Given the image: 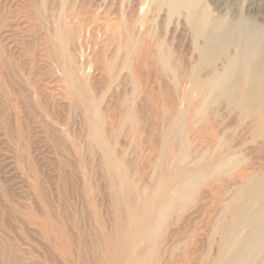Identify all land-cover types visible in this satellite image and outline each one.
Listing matches in <instances>:
<instances>
[{
  "label": "rangeland",
  "instance_id": "374dc122",
  "mask_svg": "<svg viewBox=\"0 0 264 264\" xmlns=\"http://www.w3.org/2000/svg\"><path fill=\"white\" fill-rule=\"evenodd\" d=\"M199 1L202 3V5L205 8L207 7L206 9L207 11L209 10L208 12L211 14V16L214 14L213 18L224 17L223 19L226 22H227L226 19H228L227 24L230 28L235 27L236 23L239 20L245 21V25L243 26V29L253 30L254 28V30L260 34V37L262 39L261 45L263 46L262 50L264 52V42H263L264 41V0H257L255 1V3L253 0H235V1L221 0V2L219 0L216 1L199 0ZM117 2H119V4H117ZM147 4H148L147 0H139V4L137 6L139 7L137 8L138 11H141L143 13L144 12L143 10H146L148 6ZM127 5H128V0L126 1L125 0H112V1L110 0H81V1L80 0H0V66H1L0 67V208L1 209L3 208V210L6 212V214L4 213V211L2 214L0 213V220H1L0 223L2 222L0 224L1 227L0 228V238H1L0 260L3 262L1 263L0 261V264H51V262L53 261L50 260L52 259L55 260L56 258L54 257L55 255H53L50 249H48L46 242L42 240L39 231H37L36 228L34 229V227L32 228V225L27 224L28 221L26 220V218L22 217L21 219L18 216L19 213H17L18 215L16 214V212L18 211L28 212V210L33 208V207L29 208V205H32V203L30 202L29 189H27V186H29L28 183L29 181L32 180V177L28 174L26 167H31L30 169L31 171H36L35 174L40 179L39 180L40 186L43 187L50 186L51 188L56 187L59 190L60 186L62 185L64 186L65 184V181L62 179H64L66 174V172L63 171L64 170L67 171L66 169L67 167L63 168V164L61 162L62 157L60 158L59 156V154H62V152L57 148L55 150V148L53 147V142L50 139L51 136L46 131V129H44L46 127L42 123H40V119H41L40 113L41 112L43 113L44 109H48V110L53 109L54 112H56V114L59 115V117L60 115H62L63 117L66 115L68 117L69 123H71L72 126L74 125V128L73 127L72 128L76 133H78V129L80 128L83 130L82 133L83 137H85V135L88 136V140L82 143L84 145L83 153H85L83 159L85 164L88 165H85L84 163L81 164L82 167L88 166L87 167L88 170L86 167H85L86 169L82 168L79 162L76 161V157L77 159L79 157L78 155L77 156L71 155L74 158L70 156V158H72L73 160L70 162L74 163V164L72 163L74 167L78 164L76 166L77 168L76 167L75 168L77 170L79 169L86 172L88 178L92 177L91 179L87 178V181L89 183L92 181L91 182L92 184L90 183L91 184L90 186H94V185L100 186V196L98 197V200L100 201V220L102 219L101 221H103L104 223V228L100 227V241L102 239V236L104 237L103 240H105L106 237L105 235L109 234L110 231L112 232V230L114 229V226L113 228L111 227L112 224L115 225L113 220H115L116 222L118 221V219L124 220L126 218L125 220H128V222L124 220L123 223L125 222L127 225L125 224L124 225L126 226V228L129 229L131 227V225L129 224L130 219H132V216L134 215L133 213L135 206L136 208L138 207L140 208L142 206L146 208L147 207L150 208L151 199L152 200H154V198L161 199L162 198L161 192H163L165 188H169V186L171 187V185L173 186V183L177 181L176 180L177 175H180V171H183L186 165H188L186 163H189L190 159L194 157L193 151L195 150L194 148L196 147L195 145L196 140L200 139V134L195 129L197 127H194V129L192 128L197 123V122H193L195 118L192 117L194 116L192 114L198 96L195 90L190 86L191 80L188 81L189 82V84L187 85L188 87L187 86L184 87L179 84L181 82V78L184 73L182 69L184 67V64L186 65L185 68L188 67L187 69L189 70V72L194 74L196 70L200 69V66H202L199 63L200 59L198 60L199 50L198 49L193 50L194 54L192 58H190L189 55H185L184 48L187 45V42L185 40L187 34H185L186 33L185 30H183L180 25L178 24L176 25L177 19H179V17L177 15L172 16L173 18L165 16L164 17L165 20L163 23V35L159 40V48L164 53L167 59L166 62L168 69L170 71L172 70L171 72H168L166 78L167 81H169L168 83L170 84L168 90L170 89L171 91L164 92L163 90H161L159 87L161 86L162 83L160 84L159 79L158 78L156 79L155 74L153 77L154 72L153 71L151 72L150 70V74H149V71L146 73L144 69L142 70L143 73H141V76L139 77L140 83H143L142 84L143 87L142 85L139 86L140 88L142 87L140 90L138 85L135 83V82L137 83L139 82L130 73L131 66L129 65H131V62L130 63L127 62L131 60L130 59L131 55L129 50L131 48L133 50L137 49L139 45L134 44L133 45L134 47L132 46L127 49L126 45H124V43H121V34L125 30V28L121 29L119 25L120 22L122 21L125 12L126 13L128 12ZM251 7H252V11H251ZM223 9H227L228 11L224 10L223 12L222 11ZM153 10L154 9H151V12ZM141 12L140 14H142ZM225 13H227L228 16ZM230 16L231 18H229ZM145 27L146 26H141V25L137 27L138 33L134 32V34L137 37L135 38L137 40L138 39L139 41L142 40L141 38L145 32L144 29ZM165 31L168 32V35ZM242 34L244 33L241 31V35ZM233 36L234 39H236L235 35ZM193 42L194 43L190 44L191 45V47L189 48L190 54L192 53V51L190 50L196 48L195 45H200V41H198L199 44L196 43L195 41ZM120 47H122L121 49L122 52L120 51ZM64 48L67 50L69 48L68 54L66 53V51H64L65 50ZM123 48H125V50H123ZM69 59H70L71 67L74 70V74H75L72 82H68L64 80L66 79V76L63 73L61 67L63 61L69 62ZM122 67L123 70H121ZM145 75L146 77H144ZM151 75L152 77H150ZM168 78L171 79L169 80ZM72 83H74V85ZM144 84H150V85H144ZM262 84L263 83L260 80L256 84L251 85V88L253 90V93H255V95L258 92H259L258 95L260 94L259 89ZM178 86L179 89H177ZM142 89L145 90L142 91ZM173 89L175 91H173ZM245 90L246 89H244V91ZM20 92L23 93L21 94ZM145 94L147 96H144ZM19 96H21L22 98ZM81 97L85 98V102H83L82 99H80ZM26 98L30 100H27ZM253 98L242 99L239 102L241 104H238V106H235L231 109V110H237L236 113L232 111L235 114V117L239 118L240 120L245 119L246 117L245 109L250 104V102L254 101ZM13 100L14 103H16L14 109L12 106ZM140 102L142 107L140 105ZM173 102L174 103L176 102V105ZM170 104L171 107H173L172 110L171 107L169 106ZM115 105L117 106L115 107ZM165 105L166 107L168 105V107L170 108L167 107L166 110ZM31 106L33 108H31ZM43 106L44 108H42ZM111 108L112 110H110ZM130 110H131V116H130ZM133 110L134 112H132ZM141 110H143V112ZM165 110L170 115L168 113L166 114ZM170 110L172 113L174 111H175L174 114L176 113L175 115L176 117L174 116V114L172 116V119L174 120H172L171 117H169L172 115L170 113ZM117 111L118 112L120 111L119 112L120 114ZM17 112L20 113L21 121L16 124L14 117L19 115L17 114ZM38 115H40V117H38ZM116 115L118 116L120 115L121 118L120 116L119 118H117L118 116ZM136 115H138L139 117ZM166 115L168 118L166 117ZM188 115L192 118H189ZM129 116L130 117L133 116L131 118L133 123L130 122L131 120ZM126 117L127 119L129 118V120L125 121ZM133 119H137L136 120L137 122L135 123ZM167 119L168 120L170 119L169 122L167 121ZM177 120H178V124L180 125L176 123ZM186 120H188L189 124ZM183 121L186 124L183 125ZM72 122H74L75 124ZM112 122H114L113 123V125L115 124L114 126L113 125L111 126ZM192 122L195 124L193 125ZM141 126L143 127L144 132L146 131L145 133H143ZM190 126L192 129H190ZM108 127L112 129V131L108 130ZM179 127H181L180 128L181 130L179 129ZM186 127H188L189 130ZM178 129L180 130V132L178 131ZM135 130L137 131V133ZM182 130L186 132L184 131L182 132ZM191 131L195 133L192 134ZM139 132L143 134H140ZM176 132L178 135L174 134ZM186 133L188 135H185ZM145 134L146 135L149 134L148 138ZM133 135H135L136 137ZM138 135H141V137L140 136L138 137ZM149 138L151 141L149 140ZM192 138H194V140ZM110 139H111V143H110ZM170 142L172 143L171 146H170L171 144ZM148 143L151 144V145L149 144L150 145L149 148H147L148 146H146L148 145ZM179 145H180V149L178 150L177 146L179 147ZM97 146L100 148V150L97 149L98 148ZM123 146H124V150L122 149ZM141 148L143 149L141 150ZM173 148L176 149L178 153ZM85 149H89V150L86 151ZM165 149L166 150L169 149L167 150L169 152V154L167 152V155H169L170 158L167 155H165L166 153ZM95 150L97 152H95ZM182 150L188 152L187 154H189V156L187 155V157H185L186 153L185 152L182 153L183 152ZM148 152L151 156H149ZM179 154L185 157L186 159L185 162H183L184 161V158H182L183 156L180 155L181 156L180 157ZM153 156L154 158H152ZM160 156L163 158H161ZM177 156L178 158L180 157L179 158L180 161L178 160ZM105 158L109 159V161L112 162V164L114 165L111 168L112 171L111 169L109 170V168L107 167ZM98 159L100 161L99 166H97ZM154 159L156 160V162L157 160L160 162L156 163ZM165 159L167 162L165 161ZM144 160L146 163L144 162ZM175 160L179 162L177 163L175 162ZM149 161L151 163V167ZM166 163L169 164L167 165ZM175 163L180 165L177 166ZM183 163H185V166ZM90 164L92 165L90 166ZM165 164L167 167L169 165L171 166L167 168L165 167ZM161 165L163 166L161 167ZM93 166L94 167L97 166V167L94 168ZM163 167L166 170L168 169L167 173L166 170L163 169ZM174 168L176 169L172 171ZM163 170H164V174H162ZM92 171L95 174L93 173L92 175ZM109 171H111V173H109ZM151 172L152 174L154 173L153 174V176L155 175L154 177L151 175ZM77 174H79V172ZM138 175L140 181L138 180ZM140 175L142 177H140ZM157 177L159 178V180ZM70 180H72L71 182L72 184H70L69 186L75 185L77 183L76 181H78L75 175ZM61 181L62 182L64 181V183L59 184V182ZM159 181L161 182L159 183ZM138 182H140L139 185ZM161 183L163 186L160 185ZM77 185L81 186L78 183L75 186ZM151 186L154 188L153 192H151L152 190ZM160 186L161 188H159ZM111 187L114 188V191H112L113 189ZM139 188L140 190H142V192L139 190ZM55 189L52 192L54 196L57 194ZM92 198H97V197L93 196ZM64 199L66 200L67 197ZM65 200L63 201V203L66 204L67 200L66 201ZM193 200L195 201V199L192 198L189 202H186L185 210L186 211L189 210V213H186V211L184 210L185 220L180 226V231H179L180 237H178V240L183 241L184 239V242L186 240L188 241L189 243L188 251H190V253L192 252V246H191V244L193 243L192 240L194 239V241L198 246L199 242H201L200 238L202 237V236L199 237L200 236L199 232L201 230L200 217L202 214L198 209L199 207H196V204H192V203H196L193 202ZM51 201L54 200L52 199ZM178 201H182V200H178ZM131 203L133 204V208L131 206L132 205ZM144 203H146V206ZM5 205L6 208L3 207ZM52 206L54 205L52 204ZM12 210H14L13 211L14 213L12 212ZM53 210L54 209L52 207V211ZM1 215L3 217H1ZM115 218H117V220ZM105 219L108 220L109 222L113 221L111 222L112 224L110 225L111 228L109 227L110 223ZM163 232L160 233L158 236L159 237L162 236ZM88 236L90 240L91 237L90 232ZM195 238L197 240H195ZM201 243L202 245L200 247L201 248L203 247V249H205L204 242L202 241ZM155 246H156V251L158 250V254H159V251H161L160 246L157 244H155ZM102 248L103 247L101 246L100 243V249ZM201 248H199V250ZM49 251L52 253V255ZM100 251H101L100 252V260H101L103 258L102 257L103 251L102 250ZM91 252L92 251L90 249L89 253ZM92 261L93 262L91 264H94L95 259ZM157 261H158L157 256L154 253L152 257V264L154 263L157 264ZM195 263L197 262L194 261V264ZM100 264H105V263H100ZM262 264H264V262Z\"/></svg>",
  "mask_w": 264,
  "mask_h": 264
},
{
  "label": "bare ground",
  "instance_id": "6f19581e",
  "mask_svg": "<svg viewBox=\"0 0 264 264\" xmlns=\"http://www.w3.org/2000/svg\"><path fill=\"white\" fill-rule=\"evenodd\" d=\"M110 1H112V0H110ZM219 1L221 2V0H219ZM253 1L255 3V1H257V0H253ZM147 2H148V4H147L148 6L146 5L147 8H146V10H143L144 12L142 13L141 11H138V9H137V8H139V7H137L139 4V0H128V5H127L128 6L127 11L128 12L127 13L125 12V14L123 15L122 21L120 22V25H119V27L121 29L125 28V30L121 34V43H124V45H126L127 49L129 47H132L134 44L139 45L138 47L136 46L137 49L133 50L131 48L129 50L130 55H131V58H130L131 60L127 61V62H129V63L131 62V65H129V66H131L130 73L139 82V83L135 82L139 87L143 84V83H140V78H139L141 76V73H143L142 70L144 69L146 73L149 71V74H150V70H151V72L152 71L154 72L153 77L155 74L156 79L158 78L160 84L162 83L159 88L161 90H163L164 92L171 91L170 89L168 90L170 84L168 83L169 81H167L166 78H167L168 72H171L172 70L170 71L167 67V62H166L167 59H166L164 53L159 48V40L163 35V23L165 20L164 17L166 16V17L173 18L172 16L177 15L179 17V19H177L176 25L177 24L180 25L181 28L183 30H185V32H186L185 34H187L186 39H185L187 42V45L184 48V54L189 55L190 58H192L193 54H194L193 50L198 49L199 50L198 60L200 59L199 63H200V65H202V66H200V69H197L195 74H194V73H190L189 70L187 69L188 67L185 68L186 65L183 63L184 67L182 69H183L184 73L182 72L183 76H182L181 82L179 84L181 86L186 87L189 84L188 81L191 80L190 86L195 90V92L197 93V96H198L197 100L195 99L196 102L194 105L193 114L191 113L192 115H194L192 117L195 118V120L193 122H197L196 123L197 126L194 125L195 123L192 122L194 125L192 128L194 129V127H197L195 129L200 134V139L199 140L195 139L196 140V144H195L196 147L194 148L195 150L193 151L194 157L192 156L193 158L190 159L189 163H186V164H188V165H186L187 168L185 167V169L183 171H180V175H177V179H176L177 181L176 182L173 181L174 182L173 186L171 185V187L169 186V188H165L163 190V192H161L162 193L161 199H155V198H154V200L151 199L152 201L150 200V202H151L150 208H148V207L146 208L144 206H142L140 208L139 207L136 208V206H135L134 213H133L134 215L132 216V219H130L129 224L131 225V227L129 229L126 228V226H125L127 224L125 222L123 223V221L126 218L124 220L118 219V221H116V222H115V220H113L115 223V225H114L111 223L113 221L109 222L108 220H106L107 218L105 217L106 218L105 220L110 223L109 227L112 224L111 227L113 228V226H114V229L113 230L110 229V230H112V232L110 231L109 234L105 235L106 236L105 240H103L104 237L102 236V239L100 241V227L104 228V223H103V221H101L102 219L100 220V201L98 200V197L100 196V186L99 185L90 186L92 184L91 183L92 181L90 182L91 184L87 181L88 177H87L86 172L79 170V169L77 170L76 166L78 164L75 166L76 167L75 168L74 165H72L73 162L72 163L70 162V161H73L72 158H70L71 155H73V156L78 155L79 157H78V159L76 157V161H78L80 165L82 163L85 164L84 159H83V157L85 155V153H83L84 152V145L82 143L84 141L86 142V140H88V136L85 135V137H83V134H82L83 130L80 128L78 129V133H76L73 130L74 125L72 126L71 123H69L68 117L66 115L64 117L62 115H60V117H62V118H60L59 115H57L53 109L52 110L44 109V112L40 113V115H41V119L39 118L40 123H42L46 127L44 129H46V131L51 136L50 139L53 142V147L55 148V150L57 148L58 150H60L62 152V154H59L60 158L62 157L61 162L63 164V168L67 167L66 168L67 171H65V170L63 171V172H66V174H65L64 179H62L65 181V184H64V186L63 185L60 186V189H59L60 191L56 187L51 188L50 186L49 187L40 186V182H39L40 179L35 174L36 171H31L30 170L31 167H26L28 174L32 177L31 181L28 180L29 186H27V189H29L30 202L32 203V205H29V208H31V207H33V208L30 210H28L29 209L28 208L27 209L28 212H26V211H18V212L15 211V212H16V214L19 213V215L18 214L17 215L21 219H22V217L26 218V220L28 221L27 224L32 225V228L34 227V229L36 228L37 231H39V234H40L42 240L44 242H46L48 249H50V251L53 253V255H55L54 257H56L55 260H57V261L52 259V260H50V261H53V262H51V264H91L93 262L92 260H94V259H95L94 264H100V263H105V264H152V257H153L154 253L158 259L157 264L159 262H160L159 264H163V263L164 264H194V261L197 262L195 264H262L264 262V52L262 50L263 46L261 45L262 39L260 37V34L257 31H255L254 28H253V30L243 29V26L245 25V21H243V20L240 21L239 19H238L239 21L236 23V26L233 28L232 27L230 28L227 24L228 19H226L227 20V22H226L223 19L224 17L223 18H213L214 14L211 16V14L208 12L209 10L207 11V9H206L207 7L205 8L199 0H147ZM113 3H115V2H113ZM110 4H111V2H110ZM117 4H119V2H117ZM228 5H230V4H228ZM232 6H233V4H232ZM253 6H254V4H253ZM151 9H154L156 11L153 10L151 12ZM224 10H227V9H223L222 11L224 12ZM97 11H96V13H97ZM251 11H252V7H251ZM140 12L142 14H140ZM222 14H224V13H222ZM225 14H227V13H225ZM236 14H235V16H236ZM245 15H247V14H245ZM227 16H228V14H227ZM229 18H231V16ZM174 19H175V17H174ZM234 20H235V18H234ZM109 23H111V22H109ZM139 25L146 26L144 28L145 32L141 38L142 39L141 41H139V39L137 40L136 39L137 37L134 34V32L138 33L137 27ZM247 26H249V25H247ZM167 31H165V32L168 35ZM241 31L244 34L241 35ZM171 33H172V31H171ZM233 35H235L236 39H234ZM193 41H195L196 43H198V41H200V45H195L196 48L195 49L193 48L192 50H190V51H192V53L190 54L189 48L191 47L190 44L194 43ZM69 48H68V50H69ZM125 48H123V50H125ZM121 49H122V47H120V51H121ZM68 50L65 49L64 51H66V53L68 54ZM121 60H122V58H121ZM170 60H172V59H170ZM171 62H173V61H171ZM61 67H62L63 73L66 76V79H64V80H66L68 82H72L75 74H74V70L71 67L70 59H69V62L63 61V64H61ZM121 70H123V67ZM117 77H118V75H117ZM123 77H124V75H123ZM144 77H146V75ZM150 77H152V75ZM260 80L263 84L261 85V87L259 89L260 94L258 95L259 92L256 93V95H257V97H256L255 93H253L251 85L256 84ZM72 84L74 85V83H72ZM144 85H150V84H144ZM142 87H143V85H142ZM141 88H140V90H141ZM177 89H179V86ZM244 89H246V90L244 91ZM249 89H250V91H249ZM144 90L142 89V91H144ZM173 91H175V90L173 89ZM159 92H160V90H159ZM243 92H245V93H243ZM20 93L22 94L23 92H20ZM21 96H19V97H21ZM144 96H147V95L145 94ZM34 97H36V96H34ZM245 98L246 99L253 98L254 101L250 102V104L246 107L245 119L240 120L239 118L235 117V114H234V113H236L237 110H231V109L235 106H238V104H241L239 102ZM23 99H24V97H23ZM80 99H82V101L85 102V98L81 97ZM14 100H13V105L11 104L13 106V109H14L15 104H16V103H14ZM27 100H30V99H27ZM5 103H6V101H5ZM174 104L176 105V102ZM117 105H115V107ZM140 105H141V102H140ZM25 106H27V105H25ZM32 106H31V108H33ZM85 106H86V104H85ZM169 106L171 107V104ZM141 107H142V105H141ZM165 107H166V105H165ZM167 107H168V105H167ZM167 107H166V110H167ZM170 107H168V108H170ZM42 108H44V106ZM61 108H62V106H61ZM172 108L173 107H171V110H172ZM110 110H112V108ZM143 110H141V111L143 112ZM171 110H170V113L172 115L169 117H171V119H172V116H173L175 111L172 113ZM32 111H33V109H32ZM106 111H108V110H106ZM183 111H184V108H183ZM108 112H110V111H108ZM112 112H114V111H112ZM132 112H134V110ZM168 112H169V109H168ZM168 112L166 111V114ZM62 113H60V114H62ZM138 113H139V110H138ZM17 114H19V115L15 116V117L13 116L16 124L21 121L20 113L17 112ZM146 114H147V112H146ZM184 114H185V111H184ZM191 114H189V115H191ZM40 115H38V117H40ZM132 115H134V114H132ZM175 115H176V113L174 114V116ZM116 116H118V115H116ZM119 116L117 118H119ZM126 116H128V115H126ZM130 116H131V110H130ZM136 116H138V115H136ZM132 117H130V120ZM142 117H144V116H142ZM166 117H167V115H166ZM192 117L189 116V118H192ZM120 118H121V116H120ZM236 118H237V120H236ZM145 119H146V117H145ZM126 120H129V118L127 119V117H126L125 121ZM133 120L135 121V123L137 122L136 121L137 119H133ZM140 120H142V119H140ZM140 120H139V122H140ZM169 120L167 119L168 122H169ZM172 120H174V119H172ZM172 120H171V122H172ZM115 121H116V118H115ZM186 121L188 122V120H186ZM130 122H132V120ZM72 123H74V122H72ZM113 123L114 122H112L111 126L113 125ZM176 123L178 124V120ZM184 124H186V123H184V121H183V125ZM188 124H189V122H188ZM178 125H180V124H178ZM187 125H185V126H187ZM88 126H89V124H88ZM75 127H77V126H75ZM109 127H108V130L112 131V129H110ZM167 127H166V129H167ZM172 128H173V126H172ZM180 128L181 127H179V129ZM186 128H188V127H186ZM192 128L190 126V129H192ZM155 129H157V128H155ZM179 129H178V131L180 132L181 129L180 130ZM142 130H143V127H142ZM153 130H152V132H153ZM188 130H189V128H188ZM183 131L184 130H182V132ZM186 131H184V132H186ZM145 132L143 130V133H145ZM148 132H149V130H148ZM133 133H134V131H133ZM136 133H137V131H136ZM139 133L143 134L141 132H139ZM167 133H169V132H167ZM193 133H195V132H192V134ZM174 134L178 135L177 132ZM45 135H46V133H45ZM148 135H146L147 138H148ZM155 135H157V134H155ZM185 135H188V134L186 133ZM133 136H135V135H133ZM139 136L141 137V135H138V137ZM170 137H169V139H170ZM111 138H114V137H111ZM157 138H159V137H157ZM175 138H176V136H175ZM181 138H183V137H181ZM183 139H185V138H183ZM183 139H182V141H183ZM192 139L194 140V138H192ZM149 140H150V138H149ZM173 140H175V139H173ZM168 141H170V140H168ZM143 142H145V141H143ZM190 142H191V139H190ZM110 143H111V139H110ZM145 143H147V142H145ZM145 143H144V145H145ZM149 144L150 143H148V145H146V146H148L147 148H149V146L151 145V144L150 145ZM171 145H172V143L170 144V146ZM176 145H178V144H176ZM85 146H86V144H85ZM155 147H156V145H155ZM159 147H160V145H159ZM85 148H87V147H85ZM132 148H134V147H132ZM167 148H170V147H167ZM177 148L179 150L180 145H179V147L177 146ZM183 148H185V147H183ZM97 149L100 150L99 147ZM122 149L124 150V146L122 147ZM142 149L143 148H141V150ZM189 149H188V151H189ZM85 150L88 151L89 149H85ZM167 150H169V149H167ZM167 150H166L165 155H167V152H168ZM174 150H176V149H174ZM61 152H59V153H61ZM95 152H97V151L95 150ZM176 152H177V150H176ZM184 152L185 151H183L182 153H184ZM185 153H186L185 157H187V155L189 156V154H187L188 152H185ZM148 154H149V152H148ZM150 154H151V151H150ZM150 154H149V156H151ZM168 154H169V152H168ZM181 154H179V156ZM73 156H71V157H73ZM149 156H148V158H149ZM167 156L169 157V155H167ZM181 156H183V155H181ZM146 157H147V155H146ZM185 157L184 156L182 157V158H184L183 162L186 161ZM152 158H154V156ZM161 158H163V157H161ZM177 158H178V156H177ZM179 158H178V160H179ZM158 159H159V157H158ZM166 159H165V161H166ZM171 160H173V159H171ZM99 162L100 161L98 159V162H97L98 165L97 166H99ZM105 162H106V165L109 168V170L114 166L112 164V162H110L109 159H107V158H105ZM142 162H140V163H142ZM144 162H145V160H144ZM155 162H156V160H155ZM155 162H154V164H155ZM158 162H160V161L157 160L156 163H158ZM175 162H177V160H175ZM149 163H150V161H149ZM62 164H61V166H62ZM95 164H96V161H95ZM166 164H165V167H167ZM183 164L185 166V163H183ZM85 165H88V164H85ZM91 165L92 164H90V166ZM152 165H153V162H152ZM171 165H169L167 168H169ZM176 165L179 166L180 164L179 165L176 164ZM97 166H95V167H97ZM162 166L163 165H161V167ZM81 167H82V165H81ZM85 167L86 166H83L82 168H85ZM150 167H151V163H150ZM152 167H154V166H152ZM181 168H182V166H181ZM96 169H98V168H96ZM163 169L166 170L164 167H163ZM175 169L176 168H174L172 171H174ZM87 170H88V168H87ZM164 170H163L162 174H164ZM24 171H25V169H24ZM93 171H92V175L94 173ZM111 171H112V169H111ZM111 171H109V173H111ZM167 171H168V169L166 170V173H167ZM78 172H79V174H77ZM176 172H177V170H176ZM148 174H150V173H148ZM153 174L151 172L152 176H153ZM170 174H171V172H170ZM74 175L78 179V181H76V182L78 184H80L81 186H79V185L75 186L77 184L76 182H75L76 183L75 185L69 186L70 184H72L71 183L72 180H70V179H72V177ZM151 175H150V177H151ZM157 176H159V175H157ZM140 177H142V176L140 175ZM143 177H144V175H143ZM91 178H88V179H91ZM164 179H165V177H164ZM166 179H167V177H166ZM138 180H139V175H138ZM138 180H136V181H138ZM158 180H159V178H158ZM64 181L59 182V184L64 183ZM143 181H144V179H143ZM147 181H149V180H147ZM161 181H159V183ZM168 181H169V179H168ZM170 181H172V180H170ZM139 183L140 182H138V185H139ZM150 183H151V181H150ZM167 183H169V182H167ZM156 184H155V186H156ZM160 185H162V183ZM159 188H161V186ZM54 189L57 193L56 194L54 192L56 194L55 196L52 193ZM112 189L111 190L114 191V188H112ZM115 189H117V188H115ZM139 190H140V188H139ZM153 190H154V188L152 187L151 192H153ZM140 191L142 192V190H140ZM116 193H117V191H116ZM118 194H119V191H118ZM63 196L67 197L66 204L63 203V201L65 200L64 198H66ZM93 196H96L97 198H92ZM116 196H119V195H116ZM142 196H144V195H142ZM144 197H146V196H144ZM192 198L195 199V201L193 200V202H196V203H192V204H196V207H199L198 209H199L200 213L202 214L200 217L201 218V220H200L201 221L200 222L201 223V225H200L201 230L199 232L200 233L199 237L202 236L200 238L201 239L200 241L204 242L205 249H203V247L202 248L200 247L202 245L201 242H199V245L197 246L196 242L193 239L192 240L193 243L191 244L192 252L190 253V251H188L189 250L188 249L189 248L188 241L186 240L184 242V239H183V241L178 240V237H180L179 236L180 235V232H179L180 226L182 225V223L185 220L184 214L186 211L185 210L186 202H189ZM52 199L54 201H51ZM148 200H147V202H148ZM178 200H182V201H178ZM143 202H145V201H143ZM207 202H209V203H207ZM52 204L54 206H52ZM144 204L146 206V203H144ZM120 206H122V205H120ZM131 206L133 208V204ZM189 206H191V205H189ZM3 207L6 208V205ZM52 207L54 209L53 211H52ZM1 210H0L1 211L0 213L2 214L4 210H3V208ZM5 210H7V209H5ZM13 211L14 210H12V212ZM4 213L6 214L5 211H4ZM186 213H189V210L186 211ZM56 216H58V217H56ZM1 217H3V216L1 215ZM112 218H114V217H112ZM13 219H14V216H13ZM17 219H19V218H17ZM115 219L117 220V218H115ZM3 221H4V219H3ZM22 221H24V220H22ZM125 221L128 222V220H125ZM107 224H106V226H107ZM89 232L91 233L90 240H89V236H88ZM162 232H163L162 236L159 237L158 235ZM1 237H3V236H1ZM2 239H4V238H2ZM195 240H197V239L195 238ZM100 243H101V246L103 247L102 249H100ZM155 244L160 246L161 251H159V254H158V250L156 251ZM199 248H201V249L199 250ZM90 249L92 251L91 253H89ZM100 250L103 251L102 252L103 258L101 259L102 261L100 260V252H101ZM52 253H51V255H52ZM103 253H104V255H103ZM1 263H3V262L1 261Z\"/></svg>",
  "mask_w": 264,
  "mask_h": 264
}]
</instances>
